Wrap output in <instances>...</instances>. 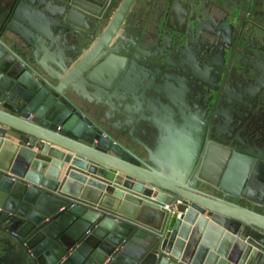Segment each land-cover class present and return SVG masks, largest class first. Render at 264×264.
I'll list each match as a JSON object with an SVG mask.
<instances>
[{
	"label": "water",
	"instance_id": "obj_1",
	"mask_svg": "<svg viewBox=\"0 0 264 264\" xmlns=\"http://www.w3.org/2000/svg\"><path fill=\"white\" fill-rule=\"evenodd\" d=\"M0 264H264V0H0Z\"/></svg>",
	"mask_w": 264,
	"mask_h": 264
},
{
	"label": "flooded vegetation",
	"instance_id": "obj_2",
	"mask_svg": "<svg viewBox=\"0 0 264 264\" xmlns=\"http://www.w3.org/2000/svg\"><path fill=\"white\" fill-rule=\"evenodd\" d=\"M204 4H205V3H204ZM227 115H228L229 117H233L232 114H227ZM227 115H226V116H227Z\"/></svg>",
	"mask_w": 264,
	"mask_h": 264
},
{
	"label": "crops",
	"instance_id": "obj_3",
	"mask_svg": "<svg viewBox=\"0 0 264 264\" xmlns=\"http://www.w3.org/2000/svg\"><path fill=\"white\" fill-rule=\"evenodd\" d=\"M230 1H234V0H230ZM246 1V0H245ZM149 9V8H148ZM153 12V8H152V10H151V13Z\"/></svg>",
	"mask_w": 264,
	"mask_h": 264
}]
</instances>
